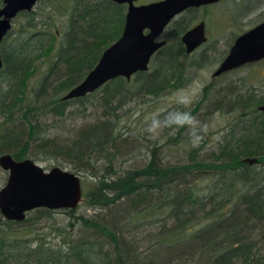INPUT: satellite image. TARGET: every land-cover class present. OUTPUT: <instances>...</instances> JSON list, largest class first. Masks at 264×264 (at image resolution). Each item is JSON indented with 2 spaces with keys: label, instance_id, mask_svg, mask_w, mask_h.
<instances>
[{
  "label": "trees",
  "instance_id": "1",
  "mask_svg": "<svg viewBox=\"0 0 264 264\" xmlns=\"http://www.w3.org/2000/svg\"><path fill=\"white\" fill-rule=\"evenodd\" d=\"M46 2L21 13L19 25L1 44L0 157L64 156L72 172L95 181L101 201L89 208L93 215L77 216L79 208L61 211L75 219L69 227L77 221L83 230L73 236L67 228L68 237L57 248L35 228L56 211L40 209L38 218L3 221L0 264H264V113L258 109L264 91L225 94L212 103L236 121L204 158L202 139L191 144L189 161L179 165L160 162L154 148L144 167L116 170L109 157L100 166L103 152L120 142L118 111L125 102L177 91L186 86L195 64L184 62L181 45L167 44L154 55L149 71L131 81L111 80L84 98L63 101L120 38L127 9L112 0H49L42 7ZM55 12L64 18L63 33ZM44 58L48 67L36 80L37 63ZM209 90L189 111L193 117ZM91 98L100 102L105 119L73 142L52 139L53 126L42 119L67 118L72 102L84 106ZM175 121V115L164 120L171 146L180 145V134L189 127L170 129ZM253 159L257 163L247 161Z\"/></svg>",
  "mask_w": 264,
  "mask_h": 264
},
{
  "label": "rangeland",
  "instance_id": "2",
  "mask_svg": "<svg viewBox=\"0 0 264 264\" xmlns=\"http://www.w3.org/2000/svg\"><path fill=\"white\" fill-rule=\"evenodd\" d=\"M58 1L64 4V0ZM46 3L42 7L47 8L50 4L49 0ZM211 11L206 13L208 14L206 19H209V30H211L213 38L219 37V44L210 45L209 47H207V44L204 51L184 59L186 64L194 63L195 66L198 65L196 67L192 66L186 86L179 88L177 91L167 92V94L156 99L132 98V101L125 102L123 109L118 111L121 117L118 127L121 137L120 142L109 147L107 152H103V155H105L99 161L100 166H103L106 163V157H109L115 161L114 167H116V170L144 167L150 161L151 150L154 148H158L157 153L160 162L169 166L179 165L189 161L188 152L191 150V144L202 139L204 140L202 143L204 147L201 148L200 155L204 158L205 155L208 156L217 148V142L227 132V128L236 121L234 120L235 116L225 112L226 109L221 112L212 103H215L225 94L231 96L234 92L244 93L247 89H254L257 92L264 91V61L254 65H245L240 69L222 74L217 79L212 76L229 54L235 41L234 35H241V33L263 23L264 0H229L223 3L219 7L222 14L219 25L212 21V18L218 13L214 10ZM54 17L58 31L63 33L64 18L56 12ZM16 20L13 22L15 27L19 25L21 19ZM218 31L219 34L217 35ZM174 32L175 29L170 28L166 31L167 34L165 33V38H167L169 44L175 42L178 38ZM37 66L34 73V79L36 80L45 72L48 61L44 58L37 63ZM207 87L211 89L207 94L208 97L201 104L198 115L194 116L195 120L188 124L189 127L183 134H180V145L171 146L169 143L170 138L166 135L167 126L164 120L173 115L176 116L177 121L181 120L180 113L195 109L198 102L204 97ZM208 107L211 108L208 111L209 113L207 112ZM103 112L104 109L100 106V102L96 98H91L85 102L84 106L72 102L67 118L53 119V122L50 120L52 118H44L42 121L46 124L48 122L52 124L50 135L52 139L66 144L76 140L77 135L81 134L82 131H88L91 126L104 120ZM158 120L160 121V128L153 127ZM43 158H39L34 162L42 166L44 170L49 171L54 167H61L71 172L70 161L65 159L64 156L49 160ZM79 174L83 179L84 197L76 215H93L95 211L89 208L101 201L99 195H96L100 191L95 187V181L90 178V175L87 176L86 173ZM7 176L8 173L0 167V190L6 184ZM110 198H113V196ZM102 200H105V196L102 197ZM37 211L30 212L27 219L38 218ZM56 212L52 213L51 220L44 218L35 227L40 233L39 237L44 235L46 242L53 244L55 248L63 246V243H65L69 234L65 233L67 228L71 230L70 233L73 236L78 235L83 230L77 221V225L69 227L70 221L75 222V219L70 220L67 214L61 213V211Z\"/></svg>",
  "mask_w": 264,
  "mask_h": 264
},
{
  "label": "water",
  "instance_id": "3",
  "mask_svg": "<svg viewBox=\"0 0 264 264\" xmlns=\"http://www.w3.org/2000/svg\"><path fill=\"white\" fill-rule=\"evenodd\" d=\"M0 8V48L21 13L31 11L42 0H3ZM128 7L124 31L120 38L104 50L97 66L76 87L68 90L63 101L77 100L99 91L106 83L118 78L127 81L138 73L149 71L154 55L165 47L164 31L176 16L188 8L215 4L221 0H163L136 6L141 0H112ZM207 41L205 25L188 31L183 43L190 54ZM264 60V21L239 36L229 54L213 73V78ZM3 60L0 54V71ZM264 113V105L259 106ZM257 163L256 159L247 160ZM246 161V162H247ZM0 167L8 179L0 190V220L24 222L36 210H73L83 201V179L66 169L44 170L32 159L15 160L10 154L0 157Z\"/></svg>",
  "mask_w": 264,
  "mask_h": 264
},
{
  "label": "flooded vegetation",
  "instance_id": "4",
  "mask_svg": "<svg viewBox=\"0 0 264 264\" xmlns=\"http://www.w3.org/2000/svg\"><path fill=\"white\" fill-rule=\"evenodd\" d=\"M160 1H163V0H152V1L151 0H141V1L137 2V3H135V5L136 6L148 5V4H152L153 2H160ZM227 1H229V0H221V1H218V3H215V4H207L206 6L204 5V6H201V7L186 9L183 13L179 14L178 16H176L175 19H173L168 24L166 30L164 31L163 41L166 40L167 44H169L167 38H165V36L167 34L166 31L168 29H170V28H174L175 29L174 34L178 38H177V40L175 42H172L170 44H174V45L178 44V45H181L182 48H184V55H183L182 59H187V58H189L191 56H195L198 53L204 51L205 46L207 44H208L207 47H209L210 45L212 46V45L219 44V42H220L219 37L213 38V36L211 35L212 33H211V30H209L210 28H209V25H208V20L209 19L208 20L206 19L208 14H206V13L207 12H212L211 10L216 11L218 14H216L215 17L212 18V21H215V23L217 25H219L218 23H219V21L222 18V14L219 11V7L223 3H226ZM126 9L128 10V7H126ZM200 24H204L205 25V36L207 38V41L204 44L198 46L197 50H195L194 52L188 54L187 53V48H186L185 44L183 43L184 35L188 31L193 30L194 28H196ZM216 34L218 35L219 31ZM239 36H241V35H234L235 41H236V39ZM234 39H233V41H234ZM3 221H6V220L1 219L0 223L3 224L4 223Z\"/></svg>",
  "mask_w": 264,
  "mask_h": 264
},
{
  "label": "clouds",
  "instance_id": "5",
  "mask_svg": "<svg viewBox=\"0 0 264 264\" xmlns=\"http://www.w3.org/2000/svg\"><path fill=\"white\" fill-rule=\"evenodd\" d=\"M189 103H191L189 101ZM180 115L182 116L183 120L181 121H175L172 124L168 125V127L170 129L176 130L178 131L180 128L187 126L188 124H190L192 121L195 120V117L192 116L191 112L185 111L180 113ZM153 127L155 128H160V121L158 120Z\"/></svg>",
  "mask_w": 264,
  "mask_h": 264
}]
</instances>
